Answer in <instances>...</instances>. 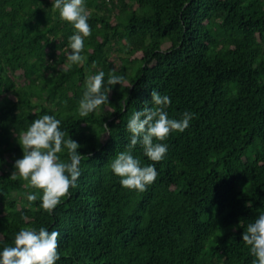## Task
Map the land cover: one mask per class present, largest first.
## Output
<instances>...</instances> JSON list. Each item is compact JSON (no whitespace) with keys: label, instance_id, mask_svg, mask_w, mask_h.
Returning <instances> with one entry per match:
<instances>
[{"label":"trees","instance_id":"obj_1","mask_svg":"<svg viewBox=\"0 0 264 264\" xmlns=\"http://www.w3.org/2000/svg\"><path fill=\"white\" fill-rule=\"evenodd\" d=\"M84 3L91 34L72 64L74 29L51 0H0V248L44 226L59 233L57 264H252L242 233L264 211V0ZM99 71L121 83L80 117L85 80ZM153 89L170 97V118L194 115L161 141V161L137 144L133 155L158 174L145 191L128 190L109 165ZM43 114L83 154L77 186L51 214L10 176L19 133Z\"/></svg>","mask_w":264,"mask_h":264},{"label":"clouds","instance_id":"obj_2","mask_svg":"<svg viewBox=\"0 0 264 264\" xmlns=\"http://www.w3.org/2000/svg\"><path fill=\"white\" fill-rule=\"evenodd\" d=\"M54 13L58 12L61 21L69 22L74 32L68 37L67 60L72 63L82 61L81 52L84 38L91 34L88 12L84 0H51ZM105 73L99 71L85 80L84 91L78 102V114L86 117L108 103V93L112 86L120 84L122 77L110 74L107 80ZM111 86V87H110ZM171 99L153 89L150 101L146 106L134 111L127 120L126 129L130 134L125 150L115 154L109 167L119 177V183L128 190L145 191L156 177L155 163L142 166L133 150L139 144L148 160L159 162L164 159L168 145L162 143L172 132H184L189 127L193 113L185 111L180 119L170 118L166 111ZM151 105L150 107L148 105ZM61 120L54 115L43 114L34 119L25 131L19 133L17 141L23 155L15 159L11 173L13 180L19 177L27 182L26 187L38 191L27 193L29 203L39 200V208L51 214L69 188L77 186L81 175L83 154L77 149L78 142L66 137L61 130ZM107 127V125H106ZM66 151L67 160L58 155ZM239 227H245L238 225ZM57 231H49L41 226L22 228L14 236L10 246L0 248V264H57L61 259L57 251ZM242 241L248 246L253 257L252 264H264V211L246 225Z\"/></svg>","mask_w":264,"mask_h":264},{"label":"rangeland","instance_id":"obj_3","mask_svg":"<svg viewBox=\"0 0 264 264\" xmlns=\"http://www.w3.org/2000/svg\"><path fill=\"white\" fill-rule=\"evenodd\" d=\"M166 47H167V45H166ZM115 57V56H114ZM113 57V58H114ZM116 63L119 65L120 64V61L118 60V59H116ZM18 73H20V72H18Z\"/></svg>","mask_w":264,"mask_h":264}]
</instances>
